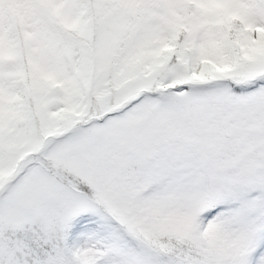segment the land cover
Here are the masks:
<instances>
[{"label":"snow or ice","instance_id":"6c2138e0","mask_svg":"<svg viewBox=\"0 0 264 264\" xmlns=\"http://www.w3.org/2000/svg\"><path fill=\"white\" fill-rule=\"evenodd\" d=\"M105 2L117 0H34L20 87L52 139L5 138L0 112V264H264V23L250 82L205 58L213 70L142 79L123 107L93 113L91 83L126 35L93 15ZM169 54L185 55L132 36L123 74L142 78ZM59 81L66 109L52 118Z\"/></svg>","mask_w":264,"mask_h":264},{"label":"trees","instance_id":"16d2710c","mask_svg":"<svg viewBox=\"0 0 264 264\" xmlns=\"http://www.w3.org/2000/svg\"><path fill=\"white\" fill-rule=\"evenodd\" d=\"M156 1L138 0L136 4H133V0H117L116 3L93 4L92 13L99 21L107 17L114 9L122 7L126 10L125 14H127L125 23L131 29H135L138 25L135 23L136 19L143 21L150 20L149 27L142 33V42H146L147 38L150 41H170L176 52H179L183 48L184 56H176L174 58L173 54H169L165 65L166 69L172 67L175 70L178 60H182V74L180 75L188 73L197 75L208 70H213L212 64L204 65L202 62L206 58L201 55L202 51L205 50L203 47L199 54L194 53L193 44L196 41V37L204 29L208 30L210 41L211 37H217L218 42L222 45L219 58L213 63L227 68V72L240 70L249 62L254 64L255 69L258 68L256 62L258 61L259 52L253 44L252 37L254 34H257L256 29L258 26L264 23V0H241L247 7V10L240 11L243 19L246 20L245 25L231 18L228 11L220 10L211 5L210 0H200L203 4V9L177 4L178 10H180L179 18L177 19L174 16L170 19L166 18L168 30L158 20L165 17V5ZM170 3L171 5L173 4L172 2ZM11 10L13 14L12 19H18L19 21V16L24 14L30 23L34 22V17L32 16V12L36 10L34 0H18L17 3L12 4ZM8 26L9 34L3 37L0 42V49H2V56L0 57L10 60L11 58H20L22 61L20 66L28 64L31 58L29 57V52L26 51V43H23L24 39L17 23L12 20ZM185 29L187 31H184ZM238 40L242 41L245 47H238ZM206 50L208 49L206 48ZM189 57L191 60H189ZM19 69L21 70L20 67ZM15 73L18 74V77L15 80L6 82L4 87H15L17 91L23 93L25 90L20 87V83L24 80L25 74L17 69ZM179 73L180 71H175L174 75H179ZM238 76L240 78L239 82H250L247 81L249 80L248 78L243 79L241 73H238ZM252 76V79H254L256 75L253 74ZM91 111L95 113L97 110L92 108ZM39 136H43L41 131H39ZM43 138L45 137L43 136Z\"/></svg>","mask_w":264,"mask_h":264},{"label":"rangeland","instance_id":"374dc122","mask_svg":"<svg viewBox=\"0 0 264 264\" xmlns=\"http://www.w3.org/2000/svg\"><path fill=\"white\" fill-rule=\"evenodd\" d=\"M18 1V0H17ZM229 1L228 6L233 3L237 4L239 0H227ZM15 0H0V35L7 32V23L13 18L11 5ZM245 9V6L241 7ZM126 10L122 7L114 9L113 12L99 21H108L109 31L113 28H118L121 32L126 33L121 39V44L116 53L113 54L112 59L106 63L103 67L99 68L96 76L91 83V93L87 99V107L89 109L94 108L96 112L101 114L104 111H115L119 107L129 102L131 99L135 98V95L139 94L136 91L137 86L141 84L142 79H153L161 78L166 75H172L175 71L182 74V61L178 60L177 67H170L168 69L165 66H161L156 71H148L143 74V77H138L137 75H125L123 74L122 65L124 63L122 53L125 52L128 39L132 36H136L138 33H144L147 27L142 26L141 23L138 24L135 29H130L125 23L127 15L124 14ZM24 15V14H23ZM32 16L35 18L36 10L32 12ZM25 17V15H24ZM20 16V22L17 23L18 27L22 28L23 33H31L33 30V25L29 21ZM207 36V35H206ZM1 38V37H0ZM30 35H26L23 43H26V51L28 52L29 45L31 43ZM213 44L208 45L210 49L209 58L217 60L219 58V53L217 49L221 48V44L218 42L217 37L211 39ZM30 57V55H29ZM22 63L21 59H5L0 57V112L3 113L6 123H5V138H7L8 132L11 131L13 135L16 136H32L39 137V131L42 132L45 140L52 139V133H47L44 131L46 124L38 115L30 117L28 113L31 111L35 113L36 104L35 99L32 98L31 105L29 103V97L26 92H19L15 87L5 88V83L15 80L18 74L15 70H19L25 74L26 70L31 69V61L28 64L20 66ZM175 65V66H176ZM258 68H254L252 62L247 63L244 68L238 70V73L242 74L243 79L248 78L251 81L253 74L256 75L258 70H260V65L258 61L256 62ZM21 68V70L19 69ZM179 70V71H178ZM174 71V72H172ZM237 71V70H236ZM233 72L224 73L225 76H232ZM217 75H220L217 73ZM241 79V80H243ZM66 95L67 90L65 83L63 81L57 82L54 86L47 88L45 107L50 113L52 118H57L65 112L66 109ZM109 105H112L109 107ZM249 110H251V105H248ZM95 112V113H96ZM10 120V125L8 121ZM20 224V220L16 215L5 218L4 226L6 228H16ZM236 248V245H232Z\"/></svg>","mask_w":264,"mask_h":264}]
</instances>
